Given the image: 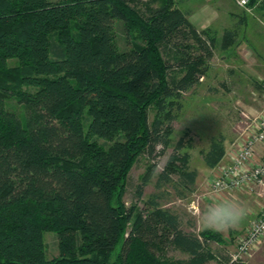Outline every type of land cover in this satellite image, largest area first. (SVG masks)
I'll use <instances>...</instances> for the list:
<instances>
[{"label": "trees", "instance_id": "obj_1", "mask_svg": "<svg viewBox=\"0 0 264 264\" xmlns=\"http://www.w3.org/2000/svg\"><path fill=\"white\" fill-rule=\"evenodd\" d=\"M142 4L0 0V264H209L208 243H225L219 232L185 231L157 197L143 209L122 199L139 156L155 160L171 145L183 94L215 44L174 0ZM118 28L130 47L119 48ZM223 142L205 155L210 169ZM185 146L180 139L161 180L195 184ZM156 173L154 163L138 199ZM46 232L57 238L51 260ZM169 248L188 258L168 260Z\"/></svg>", "mask_w": 264, "mask_h": 264}, {"label": "rangeland", "instance_id": "obj_2", "mask_svg": "<svg viewBox=\"0 0 264 264\" xmlns=\"http://www.w3.org/2000/svg\"><path fill=\"white\" fill-rule=\"evenodd\" d=\"M150 1L142 0L143 4L139 8L145 10ZM152 5L157 7L159 2H152ZM239 8L244 15L250 13L264 23L258 11L263 7L250 8V11ZM194 13L196 14L195 11ZM239 24L236 30L232 25L231 27L218 25L204 30L196 27L205 34L204 37L215 40V44L212 45V57L207 63L206 72L200 83L183 94L182 109L173 123L174 135L171 145L155 160L141 155L135 161L122 196L127 207L136 205L138 209H143L149 199L157 197L163 208L180 217L185 231L195 233L201 231L197 226L196 217L200 204L207 201L212 194L210 182L215 176V169H210L206 165V153L210 150L213 140L224 138L226 148L235 143V140L252 126L251 115L264 110V34L251 39L247 24L242 23V19ZM227 32L235 35L230 43L225 44L223 37ZM116 42L120 49L130 47V43L119 28ZM250 109L254 112L248 113ZM152 117L151 112L150 120ZM182 138L185 139L186 146L181 153L189 155L188 169L198 173L194 185L181 183L176 174L170 176V182L160 179V176L166 173L167 163L176 152V145ZM154 163L157 165V173L144 188L142 199H138L136 188L147 169ZM226 194L239 200L250 211L239 228L219 232L224 237V245L217 242L208 243V249L214 256L209 264H224V260L236 252L239 239L246 235L257 218L259 203L264 198V189L253 187L226 191ZM44 238L47 258L51 260L58 257L56 235L53 232H46ZM251 253V257L244 259L246 262L264 264V237ZM187 257L188 255L181 251L170 248L166 251V258L170 261Z\"/></svg>", "mask_w": 264, "mask_h": 264}, {"label": "built area", "instance_id": "obj_3", "mask_svg": "<svg viewBox=\"0 0 264 264\" xmlns=\"http://www.w3.org/2000/svg\"><path fill=\"white\" fill-rule=\"evenodd\" d=\"M235 2L237 6L249 11L250 8L264 5V0H258L253 7L251 0H235ZM251 116L253 118L252 126L248 131L242 133L235 143H232L228 162L220 163L215 168V176L210 182L211 187L221 184L226 191L253 187H263L264 189V110ZM259 146L263 149L262 156L257 153ZM259 205L257 218L246 235L239 239L237 250L231 255L232 260L245 261V258L251 257V251L258 247L264 237V232L257 233L253 229V225L264 223V198Z\"/></svg>", "mask_w": 264, "mask_h": 264}, {"label": "crops", "instance_id": "obj_4", "mask_svg": "<svg viewBox=\"0 0 264 264\" xmlns=\"http://www.w3.org/2000/svg\"><path fill=\"white\" fill-rule=\"evenodd\" d=\"M177 7L187 14L190 22L198 27L199 30H204L213 26H234L236 30L237 25L244 23L249 27V34L251 39H256L258 35L264 34V23L261 20L254 18L250 13H244L240 8L235 4V0H174ZM258 1V0H257ZM256 1V2H257ZM263 5H258L257 8L262 7ZM264 7L259 8V14L263 17L264 20ZM193 10V12H192ZM196 12V14L194 13ZM233 27V28H234ZM260 33V34H257ZM235 35V34H234ZM253 113L254 110L250 109L248 113ZM232 143L228 148L225 147L226 155L223 158V163L228 162V154L231 151ZM257 153L259 156H262L263 149L261 146L257 148ZM214 170V169H213ZM258 213V211H257ZM223 245L225 243H222ZM188 258V257H187ZM185 259V258H183Z\"/></svg>", "mask_w": 264, "mask_h": 264}, {"label": "clouds", "instance_id": "obj_5", "mask_svg": "<svg viewBox=\"0 0 264 264\" xmlns=\"http://www.w3.org/2000/svg\"><path fill=\"white\" fill-rule=\"evenodd\" d=\"M249 211L239 200L228 196L221 184H215L208 200L200 204L196 222L201 231L226 232L239 228ZM253 229L264 232V223L253 225Z\"/></svg>", "mask_w": 264, "mask_h": 264}]
</instances>
